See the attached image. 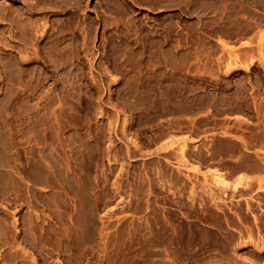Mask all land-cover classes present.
I'll use <instances>...</instances> for the list:
<instances>
[{
	"label": "rangeland",
	"instance_id": "rangeland-1",
	"mask_svg": "<svg viewBox=\"0 0 264 264\" xmlns=\"http://www.w3.org/2000/svg\"><path fill=\"white\" fill-rule=\"evenodd\" d=\"M0 264H264V0H0Z\"/></svg>",
	"mask_w": 264,
	"mask_h": 264
}]
</instances>
